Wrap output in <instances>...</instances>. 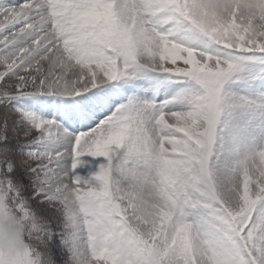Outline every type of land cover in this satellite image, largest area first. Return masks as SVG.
<instances>
[{
    "label": "snow or ice",
    "instance_id": "snow-or-ice-1",
    "mask_svg": "<svg viewBox=\"0 0 264 264\" xmlns=\"http://www.w3.org/2000/svg\"><path fill=\"white\" fill-rule=\"evenodd\" d=\"M0 264H264V0H0Z\"/></svg>",
    "mask_w": 264,
    "mask_h": 264
},
{
    "label": "rangeland",
    "instance_id": "rangeland-1",
    "mask_svg": "<svg viewBox=\"0 0 264 264\" xmlns=\"http://www.w3.org/2000/svg\"><path fill=\"white\" fill-rule=\"evenodd\" d=\"M44 98V99H43ZM42 99H37L36 101H32L34 99H26L24 101V104L33 112H35L38 116L43 117L45 119H51L53 117V114H58L56 116L55 120L59 121L60 117L70 111L72 112L73 107H69L70 102L67 101V99H64L61 101L60 99L53 100L52 97H43ZM42 100V101H41ZM55 105L56 111H50L48 110L49 106ZM62 106L66 109V111L62 112ZM62 123V122H61ZM86 123V122H85ZM63 124V123H62Z\"/></svg>",
    "mask_w": 264,
    "mask_h": 264
},
{
    "label": "clouds",
    "instance_id": "clouds-1",
    "mask_svg": "<svg viewBox=\"0 0 264 264\" xmlns=\"http://www.w3.org/2000/svg\"><path fill=\"white\" fill-rule=\"evenodd\" d=\"M10 234V233H9Z\"/></svg>",
    "mask_w": 264,
    "mask_h": 264
}]
</instances>
